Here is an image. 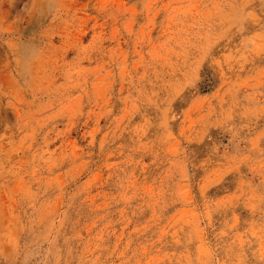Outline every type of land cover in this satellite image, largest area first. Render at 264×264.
<instances>
[{
  "label": "rangeland",
  "instance_id": "rangeland-1",
  "mask_svg": "<svg viewBox=\"0 0 264 264\" xmlns=\"http://www.w3.org/2000/svg\"><path fill=\"white\" fill-rule=\"evenodd\" d=\"M0 264H264V0H0Z\"/></svg>",
  "mask_w": 264,
  "mask_h": 264
}]
</instances>
